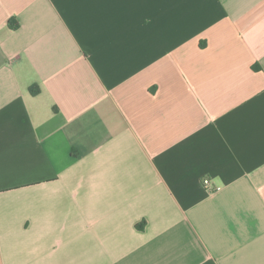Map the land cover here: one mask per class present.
<instances>
[{
  "label": "crops",
  "instance_id": "1",
  "mask_svg": "<svg viewBox=\"0 0 264 264\" xmlns=\"http://www.w3.org/2000/svg\"><path fill=\"white\" fill-rule=\"evenodd\" d=\"M0 264H264V0H0Z\"/></svg>",
  "mask_w": 264,
  "mask_h": 264
},
{
  "label": "built area",
  "instance_id": "2",
  "mask_svg": "<svg viewBox=\"0 0 264 264\" xmlns=\"http://www.w3.org/2000/svg\"><path fill=\"white\" fill-rule=\"evenodd\" d=\"M209 183H210L209 180H205V181H204V184H205V185H208Z\"/></svg>",
  "mask_w": 264,
  "mask_h": 264
}]
</instances>
